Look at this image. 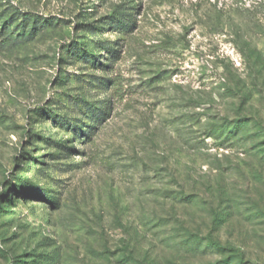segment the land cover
I'll return each instance as SVG.
<instances>
[{
    "label": "rangeland",
    "instance_id": "rangeland-1",
    "mask_svg": "<svg viewBox=\"0 0 264 264\" xmlns=\"http://www.w3.org/2000/svg\"><path fill=\"white\" fill-rule=\"evenodd\" d=\"M0 264H264V0H0Z\"/></svg>",
    "mask_w": 264,
    "mask_h": 264
},
{
    "label": "trees",
    "instance_id": "trees-1",
    "mask_svg": "<svg viewBox=\"0 0 264 264\" xmlns=\"http://www.w3.org/2000/svg\"><path fill=\"white\" fill-rule=\"evenodd\" d=\"M128 16L131 17V14L129 12L126 13V12H122L120 10H116V11L113 12L112 16L109 19H110L111 23H113V26H116V25H118V24H120L122 22L125 23L122 18H127L128 22H126V23H128L130 26H132L134 22H132V20L130 18H128ZM106 23L107 22H105L102 27H104V25ZM87 25H88V27H90L89 24H87ZM91 41L93 43L95 41L94 45L98 48L99 51H104L107 48L106 47L107 40H106V42H104V41L101 42L99 40H95V38H94ZM85 43L86 42L84 40L74 41V43H72L70 45L69 44L66 45L65 52L69 53L70 55L71 54H73V55H77L78 54L80 58L85 59L86 61H91L92 63L97 62V60H96L97 56L87 54V51H86V49H87L86 46L87 45ZM104 107H105V109H108L107 108L108 106H104ZM239 122H241V124H239V125H242V126L246 125L242 121H239ZM210 244L215 249H222L220 244L218 242L214 241V240H211Z\"/></svg>",
    "mask_w": 264,
    "mask_h": 264
}]
</instances>
